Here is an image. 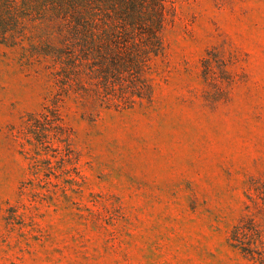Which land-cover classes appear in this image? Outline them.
Segmentation results:
<instances>
[{
    "label": "rangeland",
    "instance_id": "rangeland-1",
    "mask_svg": "<svg viewBox=\"0 0 264 264\" xmlns=\"http://www.w3.org/2000/svg\"><path fill=\"white\" fill-rule=\"evenodd\" d=\"M150 102L95 113L66 100L73 163L33 174L17 132L58 89L35 43L0 44V264H247L264 221V0H171ZM37 42V40H36Z\"/></svg>",
    "mask_w": 264,
    "mask_h": 264
},
{
    "label": "trees",
    "instance_id": "trees-1",
    "mask_svg": "<svg viewBox=\"0 0 264 264\" xmlns=\"http://www.w3.org/2000/svg\"><path fill=\"white\" fill-rule=\"evenodd\" d=\"M170 1L0 0V44L22 43L27 18L33 22L38 16L42 23L35 43L68 42L45 46L58 89L16 135L31 173L62 171L73 163V131L63 114L67 99L97 114L151 101L166 57L163 32ZM229 241L247 264H264V221L246 216Z\"/></svg>",
    "mask_w": 264,
    "mask_h": 264
}]
</instances>
